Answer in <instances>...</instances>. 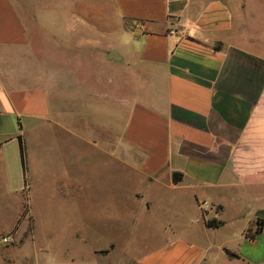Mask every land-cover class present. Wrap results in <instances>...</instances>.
<instances>
[{
  "label": "crops",
  "instance_id": "0c3cea01",
  "mask_svg": "<svg viewBox=\"0 0 264 264\" xmlns=\"http://www.w3.org/2000/svg\"><path fill=\"white\" fill-rule=\"evenodd\" d=\"M221 10L203 0H0V202L20 199L0 239L28 232L35 171L44 161L61 167L62 142L71 160L100 152L122 178L127 168L148 212L157 192L171 207L192 201L205 227L203 212L223 222L211 230H238V247L221 244L216 262L212 250L184 242L137 264H264V36L231 42L233 21ZM128 20L137 25L126 32ZM114 40L121 52L105 50ZM101 56L121 67L95 69ZM67 186L75 201L82 187Z\"/></svg>",
  "mask_w": 264,
  "mask_h": 264
},
{
  "label": "rangeland",
  "instance_id": "374dc122",
  "mask_svg": "<svg viewBox=\"0 0 264 264\" xmlns=\"http://www.w3.org/2000/svg\"><path fill=\"white\" fill-rule=\"evenodd\" d=\"M99 1L92 0L94 3ZM203 2L221 4L223 19H232L233 22H228L233 23L231 27L234 29L229 36L231 42L243 43L264 36V0ZM111 15L112 9L109 8L107 16L110 20ZM93 18L94 21L102 19L100 15H93ZM136 25L134 21H126V32ZM96 28L101 27L94 26V33ZM112 31L110 25L109 33ZM122 42L107 41L103 45L105 50L115 46L114 50L121 52ZM93 64L95 69L121 67L108 63L102 56ZM98 76L95 71L94 83L101 75ZM61 146L65 153L59 169L53 170L46 161L36 169L35 199L31 203L35 217L29 218V229L28 223L23 222L21 229L28 232L22 240H18L14 233L1 237L0 264H137L149 256L163 253L170 245L184 242L212 250L216 262L224 255L221 244L238 247V230L231 227L207 229L192 201H177L171 207L160 203L163 198L153 192L154 208L148 212L146 203L135 197L136 191L143 190L144 186L128 176L127 168L122 178L121 167L108 163L104 154L99 152L91 162L82 163L74 157L70 159L69 144L61 142ZM56 178H61L63 184L55 186V195H50L49 189L54 187L52 184ZM69 179L77 180L82 187L75 201L67 186ZM11 207L12 214H15L14 210L20 207L18 197L0 202V226L4 229L14 220L9 210ZM209 208L203 204L204 210ZM226 218L230 220V217ZM168 222L172 223L173 229L164 226ZM4 254L8 255L6 261Z\"/></svg>",
  "mask_w": 264,
  "mask_h": 264
},
{
  "label": "trees",
  "instance_id": "16d2710c",
  "mask_svg": "<svg viewBox=\"0 0 264 264\" xmlns=\"http://www.w3.org/2000/svg\"><path fill=\"white\" fill-rule=\"evenodd\" d=\"M19 141H20V153H21V159H22V165H23V169H24V172L25 174H27V148H26V144L22 138V136L19 137ZM182 180V174H175L174 175V182L175 183H178ZM26 185H27V179H26ZM204 203H200V207L203 206ZM203 216H204V219H205V225L207 228H210V229H218L220 227L223 226V222L222 221H219L217 219H208L206 217V212H203ZM258 229L256 231L257 234L260 233L261 231V220L258 221ZM225 252L230 256V257H234V258H238V255L234 254V253H231L230 251L228 250H225Z\"/></svg>",
  "mask_w": 264,
  "mask_h": 264
},
{
  "label": "water",
  "instance_id": "95a60500",
  "mask_svg": "<svg viewBox=\"0 0 264 264\" xmlns=\"http://www.w3.org/2000/svg\"><path fill=\"white\" fill-rule=\"evenodd\" d=\"M110 56L113 60H120V56L116 51H113Z\"/></svg>",
  "mask_w": 264,
  "mask_h": 264
},
{
  "label": "built area",
  "instance_id": "2783aa9c",
  "mask_svg": "<svg viewBox=\"0 0 264 264\" xmlns=\"http://www.w3.org/2000/svg\"><path fill=\"white\" fill-rule=\"evenodd\" d=\"M205 204V203H204ZM206 205V204H205ZM7 240V239H6Z\"/></svg>",
  "mask_w": 264,
  "mask_h": 264
}]
</instances>
